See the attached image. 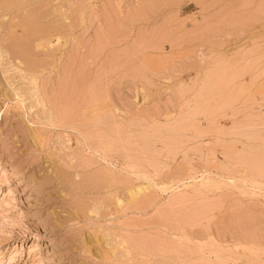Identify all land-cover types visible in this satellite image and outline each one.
Masks as SVG:
<instances>
[{
    "label": "rangeland",
    "instance_id": "374dc122",
    "mask_svg": "<svg viewBox=\"0 0 264 264\" xmlns=\"http://www.w3.org/2000/svg\"><path fill=\"white\" fill-rule=\"evenodd\" d=\"M0 264H264V0H0Z\"/></svg>",
    "mask_w": 264,
    "mask_h": 264
},
{
    "label": "bare ground",
    "instance_id": "6f19581e",
    "mask_svg": "<svg viewBox=\"0 0 264 264\" xmlns=\"http://www.w3.org/2000/svg\"><path fill=\"white\" fill-rule=\"evenodd\" d=\"M58 40V39H57ZM246 98V97H245ZM245 102V101H244ZM249 106V105H248ZM252 107V106H251ZM134 170V169H133ZM101 174V173H100ZM101 176V175H100ZM103 177H104V175H102ZM107 177H109L108 175H107ZM100 179H103V178H100ZM137 179V178H136ZM112 181H114V180H112ZM109 182H111L110 180H109ZM114 183V182H113ZM139 188V187H138ZM138 188H136V189H138ZM130 189V188H129ZM143 190V189H142ZM141 190V187L137 190L138 192L139 191H142ZM128 191H130V190H128ZM136 190L135 191H132L131 190V192H130V194H132V196L134 195L135 196V193L134 192H137ZM137 194V193H136ZM139 194V193H138ZM137 196V195H136ZM131 198H133L134 199V197H131ZM118 201V200H117ZM118 203H120V200L118 201ZM117 204V203H116Z\"/></svg>",
    "mask_w": 264,
    "mask_h": 264
}]
</instances>
